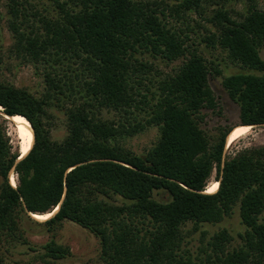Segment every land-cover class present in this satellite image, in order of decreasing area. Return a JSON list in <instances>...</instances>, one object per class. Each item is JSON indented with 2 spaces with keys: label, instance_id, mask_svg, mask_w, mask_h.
Wrapping results in <instances>:
<instances>
[{
  "label": "trees",
  "instance_id": "1",
  "mask_svg": "<svg viewBox=\"0 0 264 264\" xmlns=\"http://www.w3.org/2000/svg\"><path fill=\"white\" fill-rule=\"evenodd\" d=\"M176 2L170 9L183 17L217 5L206 18L213 31L203 38L244 69L222 79L238 120L213 140L200 124L202 111L216 107L209 80L221 70L168 25L167 6L155 0H6L0 17L10 43L0 40V66L12 58L32 65L44 91L35 95L0 80V248L25 243L24 216L50 214L59 205L41 222L51 238L30 248L34 257L26 264L70 255L54 240L66 221L98 238V264H264V143L224 156L235 127L264 125V10L257 0ZM178 59L171 71L155 63ZM51 107L65 115L61 140L51 137ZM5 115L23 116L34 134L20 159ZM150 126L159 135L144 155L122 144ZM213 170L219 184L207 193ZM154 192L168 198L159 201ZM235 207L245 227L238 246L230 247L232 236L222 229L209 238L202 232L194 252L184 247L187 222L196 230Z\"/></svg>",
  "mask_w": 264,
  "mask_h": 264
},
{
  "label": "rangeland",
  "instance_id": "2",
  "mask_svg": "<svg viewBox=\"0 0 264 264\" xmlns=\"http://www.w3.org/2000/svg\"><path fill=\"white\" fill-rule=\"evenodd\" d=\"M44 1V0H35ZM159 7L167 6L165 13L167 17L165 21L168 25H171L177 31H183V35L188 36L187 44L190 47L197 48L199 52L210 62L214 67L221 70V74L210 76V86L216 97V107L214 109H204L202 111L203 119L201 122V128L207 137L211 140L219 134L221 129L231 127L237 123L238 120V105L233 102L222 87V79L225 76L244 72L239 65L232 63L225 51L218 46L212 47L204 40L206 34L209 31H213L212 26L206 22L207 15L212 13L211 11L217 5L207 6L202 14L192 13L189 16L183 17L180 14H176L173 7L176 5V0H155ZM6 0H0V16L4 15ZM236 11H241L244 5L240 2H231ZM230 4V5H231ZM258 7L264 10V0H257ZM0 40L4 42V45L10 43L9 32L4 27L3 17H0ZM182 59H178L172 62H164L156 60L155 63L162 71H171L180 65ZM0 80L11 83L17 87H24L35 95H40L44 91V84L38 71L30 64H24L20 60L10 59L5 60L3 66H0ZM49 127L51 137L54 140H61L66 135L65 115L63 111L56 107L49 109ZM104 116L108 118L116 119L117 114L113 112H104ZM11 119L7 120L8 133L10 138L16 143L19 142L20 151L22 148L23 139L15 128V124ZM236 126V125H235ZM234 127V126H233ZM158 130L156 127L150 126L141 131L140 133L127 137L121 142L132 152L138 155H144L149 148H151L158 138ZM237 141V142H236ZM264 143V125L254 126L250 129L249 133L236 139L229 146L225 145L224 156H232L238 150L244 147H250ZM10 183L16 184V175L11 174ZM1 182V180H0ZM215 170L207 183L206 188L211 187L215 183ZM153 196L159 200H166L168 196L163 192H154ZM116 202H121L120 198H115ZM44 220L35 219L24 216L20 220V226L23 230V237L25 243L21 240L12 243H5L0 248V264H26L31 262L34 257L31 247H36L44 244L51 238V234L46 230L45 226L41 224ZM193 224L187 222L183 227L184 232V247L191 251H195L196 247L200 244L201 233L204 232L205 236L209 238L214 233L222 229L227 231L232 236L231 246H238L241 243L239 234L245 230L244 225L240 222L238 215V207H235L233 213L225 217L218 223H200L196 230L193 229ZM54 240L57 243L66 245L70 249V255L66 258L55 260L49 264H98L99 254V240L90 231L79 225L66 221L61 228L57 230ZM38 248V247H37ZM30 264H45L36 260Z\"/></svg>",
  "mask_w": 264,
  "mask_h": 264
},
{
  "label": "bare ground",
  "instance_id": "3",
  "mask_svg": "<svg viewBox=\"0 0 264 264\" xmlns=\"http://www.w3.org/2000/svg\"><path fill=\"white\" fill-rule=\"evenodd\" d=\"M11 120L14 122L15 128L17 129L18 133L20 134L21 139H23L21 153L24 154L29 149V147L33 141V135L34 134H32L31 126L25 118L20 117V116L12 117ZM251 128H252L251 126L235 127L227 137L226 146H229L236 139H238V138L246 135L247 133H249ZM217 187H218V183L215 182L211 187L207 188L206 192L212 193V192L216 191ZM33 216L35 217V219L44 220V219L48 218L50 216V214L33 215Z\"/></svg>",
  "mask_w": 264,
  "mask_h": 264
},
{
  "label": "water",
  "instance_id": "4",
  "mask_svg": "<svg viewBox=\"0 0 264 264\" xmlns=\"http://www.w3.org/2000/svg\"><path fill=\"white\" fill-rule=\"evenodd\" d=\"M0 110H1V107H0ZM19 116H21V115H19ZM23 117V116H22ZM5 118L6 119H11L12 118V116H8V115H5ZM249 126H251V127H254L253 125H249ZM232 130V129H231ZM230 130V131H231ZM230 133V132H229ZM228 133V134H229ZM226 141H227V137H226ZM33 142V141H32ZM225 145H226V143H225ZM31 146H32V143H31V145H30V147H29V149L31 148ZM28 149V150H29ZM28 150L26 151V153L28 152ZM26 153H24V154H21V156L18 158V159H20V158H22ZM216 181V180H215ZM218 184H219V182L218 181H216ZM15 186V185H14ZM58 208H59V205H57V207L53 210V211H51L50 212V216L49 217H51V216H53L57 211H58ZM32 217H34L32 214H30ZM48 217V218H49ZM35 218V217H34ZM47 219V218H46ZM45 220V219H44Z\"/></svg>",
  "mask_w": 264,
  "mask_h": 264
}]
</instances>
